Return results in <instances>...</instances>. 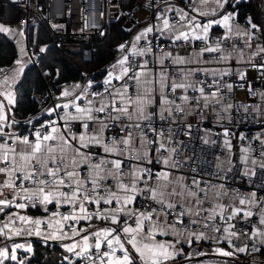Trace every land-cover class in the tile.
Masks as SVG:
<instances>
[{
    "label": "snow or ice",
    "instance_id": "6c2138e0",
    "mask_svg": "<svg viewBox=\"0 0 264 264\" xmlns=\"http://www.w3.org/2000/svg\"><path fill=\"white\" fill-rule=\"evenodd\" d=\"M229 8L232 0H165L155 15L159 23L145 27L130 44L118 45L122 55L107 70L102 91L94 90L91 79L66 86L57 97L63 102L45 109L49 119L39 127L27 121L32 125L27 134L16 130L19 122L11 116L17 104L13 85L29 62L21 46L11 74L0 68V213L17 210L7 215L0 237L35 235L60 242L68 254L61 264H175L178 257L193 258L185 256L184 244L226 242L231 251L212 250L222 257L249 252L247 244L234 243L242 238H260L264 245V208L259 226L251 220L264 197L258 200L251 191L244 198L237 189L238 204L221 202L229 196V182L239 178L252 184L257 169L264 191V129L251 138L233 131L246 122L264 126V90L249 77V68L264 77V44L256 43L245 60L244 48L234 42L242 39L252 49L253 41L264 37V24L249 17L241 28L234 24L238 13ZM217 27L224 32L214 36ZM0 34L23 37L24 31L0 22ZM142 41L145 46L139 47ZM237 89L259 103H234ZM197 115L198 124L214 116V126L222 131H194L189 117ZM194 135L204 145L222 148L224 155L213 161L188 154ZM234 139L248 145L239 147L236 162ZM252 141L260 145L255 157ZM28 209L45 215L21 214ZM19 249L33 252L30 243L0 247V264H25ZM260 251L253 244L251 252Z\"/></svg>",
    "mask_w": 264,
    "mask_h": 264
},
{
    "label": "built area",
    "instance_id": "2783aa9c",
    "mask_svg": "<svg viewBox=\"0 0 264 264\" xmlns=\"http://www.w3.org/2000/svg\"><path fill=\"white\" fill-rule=\"evenodd\" d=\"M252 8L254 9V14L256 23L263 24L258 12L254 6L253 0H247ZM10 4L16 7L21 13L22 17L17 20L15 23L9 24L12 28H23L24 36L22 37L23 47L27 51L28 55V64L35 67L38 71V53L35 52L34 46L29 42V32L36 29L39 25L44 26L48 31L49 35L55 41L57 46L61 44H73L80 48V58L82 62L91 63L95 60L96 50L94 44L100 42L107 35V29L109 24L115 22L120 14L119 11V0H19L18 4H13L11 0H8ZM156 3V7H148L149 3ZM161 6L160 0H134L130 7H128L123 13L124 23L122 29L127 34L131 33L132 28L142 27L145 23L146 25H150L155 21V15L158 12V9ZM260 9H262L264 13V0H260ZM240 26L247 27L244 24H240ZM260 36L259 33H257ZM151 34L149 39H151ZM129 41H124L125 43ZM240 47H244V42L242 39L237 38L234 41ZM121 43V44H122ZM230 43L228 41L225 42ZM256 43L264 44V37H261L258 41H253V45ZM145 43L142 41L139 47H144ZM167 50V49H165ZM178 51H184L183 48L178 49ZM121 53L116 50V59L121 57ZM249 57L245 58L247 60ZM256 62H261L259 58H256ZM114 64V63H113ZM13 66L4 68L6 72L12 69ZM241 67H246V65H241ZM4 73H0V77H3ZM249 77L252 80V84L255 88L264 90V77H260L256 70L249 68ZM90 76L88 77V80ZM115 83V82H114ZM72 83H66L63 85H71ZM103 81L98 85L94 86V90L102 91ZM39 115L37 116L39 122L35 125L39 127V123L45 122L49 117L47 116L45 109L53 107L57 104L56 100V92L49 88L45 87L44 92L33 97ZM234 103H246L249 105H254L259 103L258 97H251L245 94V89H237L235 91L234 97L232 98ZM62 114V113H61ZM36 118V120H37ZM199 115H197L193 121L194 131L196 127H201L204 129H212L214 132H221L222 129L214 126L215 117L210 116L209 120L212 122L205 121L203 123L198 124ZM32 127L30 124H26V129L22 131V134H27L28 130ZM173 127H176L173 125ZM264 126L252 122H246L243 125L238 127H234L233 131L237 133L243 132L249 138L255 136L258 132L262 131ZM167 134V133H166ZM203 134V133H201ZM213 139L219 140L218 137L213 136ZM180 140H184L186 143L188 142V138L183 136V134L179 137ZM240 146H248L246 142L240 141ZM251 148L255 149L252 153V156L255 157L260 150L259 142L252 141ZM192 151L196 153L198 157L201 159L213 160L216 155H224V150L217 146L212 145H204L200 140L196 138L194 135L192 138V142L188 144V154H191ZM234 162L237 161V158L233 159ZM238 167H243L238 165ZM258 177L260 175L259 169ZM253 178V183L249 184L244 179L237 178L234 182H229L228 191L229 196L233 197V193L235 190H239V196L248 198V195L251 191L257 192V199L259 200L261 197H264V191L260 190L259 187V179ZM207 178V177H206ZM217 182L218 181H214ZM203 186V185H202ZM209 206V205H208ZM264 203H261L257 208H263ZM32 212H36V209H30ZM52 210H55L54 208ZM62 211H66V209H62ZM6 212V210H5ZM4 213H0V227H3V224L6 223L1 216ZM252 224L256 225L255 219L252 217ZM236 223V221H233ZM217 224H221L219 220H217ZM19 222L17 221L15 226H19ZM239 227V225H238ZM210 231V230H209ZM249 231H251V227H249ZM2 242L5 246L8 245V240L2 237ZM227 244L226 242H224ZM234 243L239 246L237 241ZM244 245L247 244L249 247V252L243 253V256L238 260L239 264H252L250 260V256L258 253L251 252V248L253 246V240L244 238ZM256 245V244H255ZM228 246V245H227ZM259 247L258 245H256ZM204 252H209V247H204ZM6 264H14L12 261H6ZM78 264H83V262H78Z\"/></svg>",
    "mask_w": 264,
    "mask_h": 264
},
{
    "label": "trees",
    "instance_id": "16d2710c",
    "mask_svg": "<svg viewBox=\"0 0 264 264\" xmlns=\"http://www.w3.org/2000/svg\"><path fill=\"white\" fill-rule=\"evenodd\" d=\"M160 1L162 4H165V0ZM133 2L134 0H119L120 14L115 22L109 24L105 38L94 44L96 56L95 60L91 63L82 62L78 46L73 44H61L57 46L44 26L39 25L36 29L29 32V42L34 46L35 52L38 53V71L35 67L27 65L23 75H21L15 86L17 104L13 107L11 116H14L15 120L19 122L15 126L17 131H24L29 120H32L33 124L38 122L36 118L39 115V111L33 97L43 93L46 86L57 92L64 84L84 82L88 80L89 76L93 80L94 86H98L105 79L107 70L116 60L118 45L124 41H129L131 33L127 34L122 29L124 23L122 13ZM172 2L179 3L180 0H172ZM253 2L264 24V13L259 8L260 0H258V5L255 0ZM11 5L8 3V0H2V2L0 0V21H3L7 25H9L11 20L14 21L10 24L20 19L16 15L19 14L22 17V13L19 10L16 12V9H14L16 7L13 5V9H11ZM229 10H235L238 13L236 23L247 26V19L249 17L256 22L255 11L248 1H240L233 8H229ZM10 12H12L11 16L13 18L9 16ZM215 30L217 29H214L213 34H219ZM45 46H47V51L40 53L39 49ZM14 47L15 45L7 36L0 34V68L10 67L15 64L18 52L17 48ZM31 246L33 252L26 259L25 264H61L64 253L58 245L51 243L42 244L34 241ZM258 253L264 256L262 249Z\"/></svg>",
    "mask_w": 264,
    "mask_h": 264
},
{
    "label": "crops",
    "instance_id": "0c3cea01",
    "mask_svg": "<svg viewBox=\"0 0 264 264\" xmlns=\"http://www.w3.org/2000/svg\"><path fill=\"white\" fill-rule=\"evenodd\" d=\"M241 0H232V3H233V6L236 4V3H239ZM164 7V4H162L160 6V8L158 9V12L161 8ZM209 7H215L214 4H210ZM228 11H230L228 9ZM171 15V14H169ZM214 17H209V19H212ZM155 23H159L158 21H156ZM234 24H237L234 22ZM148 25H146L145 23L142 25V27H140V29L138 28H132L131 30V35L129 36V44L133 41L134 37L141 31L143 30L145 27H147ZM241 28H245L243 26H241ZM217 30H215V32L219 33V34H223L224 30L222 28H215ZM215 36H219V35H216L215 33L213 34ZM12 42L13 44L15 45L16 47V44L17 46L21 47L23 46V43H22V37L20 36H12V37H9L7 36ZM17 40L20 41V43L18 44L17 43ZM255 49V45H253V48L252 49H248V48H244V53H245V58L249 57V54L251 51H253ZM180 53L183 55L185 54L184 51H180ZM24 59L26 61H28V58L27 56L24 57ZM118 59L115 60V62L117 61ZM114 62V63H115ZM28 65V63L26 64V66ZM25 66V67H26ZM16 65H14L12 67L15 68ZM109 70V69H108ZM9 74H11V70L8 71ZM21 77V76H20ZM0 79H2V77H0ZM20 79V78H19ZM19 81V80H18ZM17 81V82H18ZM88 82V80L84 81V82H80L79 84L81 85H84ZM115 82V81H114ZM77 83H72L71 85H75ZM17 85L14 84L13 85V90L15 91V86ZM69 86V85H67ZM66 86L62 87L59 91L56 92V100L58 103H62L63 101L61 100H58L57 97L60 96V93L61 91L65 88ZM3 98L0 97V100H2ZM6 103V101H5ZM10 119H11V116H10ZM190 120L194 121V119L192 117H189ZM19 132V131H18ZM240 141L234 139L233 140V152L236 154L235 156H233V159L234 158H237L240 153H239V147H240ZM250 166V165H249ZM223 203L227 204L229 202H232V203H237L238 204V200H234L233 197H224L222 198V201ZM209 204H205L204 207L205 208H208ZM52 206H50L51 208ZM264 208V207H263ZM94 210V209H93ZM253 212L256 213V215L253 216V218L255 219V222H256V226H259L258 225V220H259V210L260 208H257V207H254L253 209ZM17 211L15 208H12L10 210H6V212L2 215V218L4 221L7 222V215L9 214V212H15ZM21 214H26V215H30V216H44L45 213H43L42 210H37L35 213H32V211L30 209L26 210V211H22ZM204 215H207V213H204ZM83 223V222H82ZM94 224L98 225V226H105L102 222L100 221H93ZM16 227H20L19 226H16ZM195 230V228L193 229ZM209 235H220L219 233H213L211 231H209ZM159 239H171L170 237H158ZM78 239V238H77ZM8 240V245L9 248L12 244L14 243H20V244H31L36 241V242H39V243H42V244H47V243H51V244H56L59 246V243L60 242H57V241H45L43 240L41 237H37L35 235L33 236H13L12 239H7ZM243 240L244 238H242L241 240H238L237 242L239 243V246H244V243H243ZM253 240V243L258 245L263 251H264V245H261L260 244V238H255V239H252ZM69 241H64V243H68ZM205 246H209V252L207 255H204V256H196L195 253L196 252H199V251H203L204 250V247ZM0 247H5V244L2 242V237H0ZM60 247V246H59ZM215 247H224L226 248L227 250L231 251L232 249L229 248L227 246V244L225 243H220V244H216L214 243L213 241L209 240V241H201L199 242L198 244L197 243H193L190 247L187 245V244H184L183 245V248H184V254L185 256H187L189 253H192L193 254V258L190 259V260H185L183 257H178L177 258V261L175 262V264H239L238 263V260L243 256V253H236L233 257H222V256H218V255H214L212 254V250L215 248ZM61 248V247H60ZM62 249V248H61ZM64 255H68L67 253L64 252V250L62 249ZM30 257V253L28 252H25L24 250L22 251V249H19L18 250V259H22L24 261H26V259ZM250 260L252 261V264H264V256L263 255H260L259 253H256L252 256H250ZM14 264H16L15 261H12ZM5 264H6V261H5Z\"/></svg>",
    "mask_w": 264,
    "mask_h": 264
},
{
    "label": "bare ground",
    "instance_id": "6f19581e",
    "mask_svg": "<svg viewBox=\"0 0 264 264\" xmlns=\"http://www.w3.org/2000/svg\"><path fill=\"white\" fill-rule=\"evenodd\" d=\"M1 2H2V0H1ZM8 3H9V2H8ZM2 5H4V4H2ZM4 6H5V5H4ZM11 6H12V5H11ZM11 6H10V8H11ZM1 7H2V6H1ZM3 8H5V7H3ZM10 8H9V9H10ZM6 9H8V7H6ZM11 9H13V6H12ZM11 9H10V11H11ZM14 9H16L15 11L17 12L18 9H17V8H14ZM10 13H11V14H10L9 16L12 15V12H10ZM18 15H19V14H18ZM18 15H16V17L21 18L20 15H19V16H18ZM21 15H22V14H21ZM14 16H15V15H14ZM11 17L13 18V16H11ZM10 19H11V18H10ZM10 19H9V20H10ZM13 21H14V20H13ZM13 21L11 20V22H13ZM0 22H3V21H0ZM9 22H10V21H9ZM11 22H10V23H11ZM15 22H16V21H15ZM10 23H9V24H10ZM14 48H15V47H14Z\"/></svg>",
    "mask_w": 264,
    "mask_h": 264
},
{
    "label": "rangeland",
    "instance_id": "374dc122",
    "mask_svg": "<svg viewBox=\"0 0 264 264\" xmlns=\"http://www.w3.org/2000/svg\"><path fill=\"white\" fill-rule=\"evenodd\" d=\"M255 2L257 3V5H258V0H255ZM260 8V7H259ZM217 35H222V34H217ZM23 43V42H22ZM16 48H17V52H18V56H19V46H17V44H16ZM22 251H23V249H22Z\"/></svg>",
    "mask_w": 264,
    "mask_h": 264
}]
</instances>
